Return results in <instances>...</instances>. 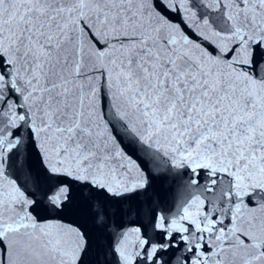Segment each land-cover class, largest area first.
<instances>
[{"label": "snow or ice", "instance_id": "1", "mask_svg": "<svg viewBox=\"0 0 264 264\" xmlns=\"http://www.w3.org/2000/svg\"><path fill=\"white\" fill-rule=\"evenodd\" d=\"M0 264H264V0H0Z\"/></svg>", "mask_w": 264, "mask_h": 264}, {"label": "water", "instance_id": "2", "mask_svg": "<svg viewBox=\"0 0 264 264\" xmlns=\"http://www.w3.org/2000/svg\"><path fill=\"white\" fill-rule=\"evenodd\" d=\"M157 189H158L159 194H160L161 196H166V195H168V193L165 191V189L163 188V186H162V184H161L160 182H158V184H157Z\"/></svg>", "mask_w": 264, "mask_h": 264}]
</instances>
